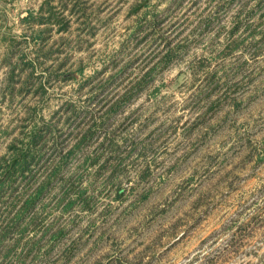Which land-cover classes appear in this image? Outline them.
Here are the masks:
<instances>
[{
    "label": "rangeland",
    "instance_id": "rangeland-1",
    "mask_svg": "<svg viewBox=\"0 0 264 264\" xmlns=\"http://www.w3.org/2000/svg\"><path fill=\"white\" fill-rule=\"evenodd\" d=\"M42 1L6 0L12 40H0V61L9 45L21 49L14 61L42 52L35 71L18 76L17 87L30 72L35 85L13 99L4 97L9 68L0 64V155L41 117L56 121L54 135L70 148L150 60L168 46L177 55L70 162L67 174L98 153L108 167H80L76 186L90 206L81 200L62 211L48 196L41 227L26 238L50 224L67 234L58 242L46 236L29 264H264V0H148L137 11L143 0H88L86 21L44 33L40 45L22 42L18 14ZM233 39L243 46L228 54ZM42 82L47 91L39 93ZM70 103L81 116H69ZM109 135L120 150L101 145ZM112 177L127 189L124 198Z\"/></svg>",
    "mask_w": 264,
    "mask_h": 264
},
{
    "label": "trees",
    "instance_id": "trees-1",
    "mask_svg": "<svg viewBox=\"0 0 264 264\" xmlns=\"http://www.w3.org/2000/svg\"><path fill=\"white\" fill-rule=\"evenodd\" d=\"M89 2L88 0H43L38 7L26 8L25 12L18 14L19 23L25 27L21 35L22 42L30 43L32 41L40 45L42 41H46L44 33L47 36L55 30L59 33L68 32L72 25V19L86 18ZM148 3V0H143L140 5L135 7V11L147 6ZM262 14L264 15V11ZM6 18H8L6 0H0V40L3 39L5 42L12 40L10 35L12 33L6 29V22L8 21ZM213 19L207 18L208 23H211ZM84 21L86 20L84 19ZM240 27V23L237 22L231 29V33H236ZM233 41L231 44H227L228 54H233L235 49L243 46L244 41L238 42L234 39ZM9 46L10 48L6 49V55L0 61V64L9 68L5 78L4 97L9 96L13 99L17 93L22 94L25 88L28 92L35 85V82H32L33 73L30 72L22 85L17 87L18 81L21 80L18 76L29 67L32 68V71H35L38 64H41L37 63L36 58H39L42 51H38L35 59L29 58L26 61L24 59L28 57V53H20L14 61L11 57L14 56L15 51L21 49L17 47L12 50L14 47ZM53 51L49 49L45 55L49 56ZM166 52L158 60L155 58L150 60L143 68V72L139 73L130 82L131 86L118 98L108 103L109 105L105 109L102 119H95L94 124L87 128H81L75 143L70 148L64 149L60 146L62 141L58 138L59 135H54L58 126L56 121L50 122V120H45L44 117H41L40 121L31 124L25 123L20 132L12 137L7 144L6 151L0 155V264H29L28 261L33 259V256L39 255L46 236L52 238L54 242H58L67 234V231L64 232V227L60 229L59 226L53 228L54 224H50L45 225L41 237L26 238L28 231L41 227L42 215L48 208L49 202L47 200L50 194H53L55 204L61 207L62 211L70 210L81 200L86 206H90L91 202L87 199L86 190L79 189L76 186V181L82 177L81 168L84 169L86 166L98 162L101 166L100 170H102L108 167V164H106L108 160L101 161L103 154L87 153L84 161L70 174H67V171L70 170L69 164L80 149L88 144L99 124L101 127H105L107 121L121 109L122 103L131 100L134 92L152 83L159 68L170 65L171 60L177 55L176 47L168 46ZM124 67L110 74L106 79V83L109 84L120 77V74L126 70ZM65 75L67 74L63 73V77ZM214 82L215 86L219 84V82ZM39 86L36 89L37 92L41 93L42 90V93H44L47 91L43 82ZM68 108H71L69 110V116L71 117L81 114L71 103L65 107V109ZM34 109L36 107L27 108L28 112L30 110L33 112ZM3 132H7V130ZM109 138L110 135L106 140ZM106 140L101 145L106 143L110 146L115 145L113 138ZM49 147L53 148L51 152ZM120 148L121 145L118 144L115 145L113 150H120ZM120 165L121 160L119 157L117 167ZM112 181L117 182V179L112 177ZM119 182L114 183L115 192L119 198H124L127 189L121 186ZM137 193H140V191H137ZM149 196L150 191L147 190L140 193L139 198L145 200ZM51 248H53V245L47 249V254H49Z\"/></svg>",
    "mask_w": 264,
    "mask_h": 264
}]
</instances>
